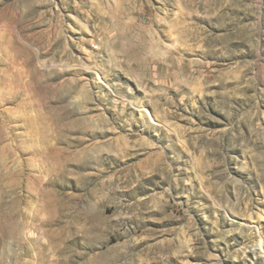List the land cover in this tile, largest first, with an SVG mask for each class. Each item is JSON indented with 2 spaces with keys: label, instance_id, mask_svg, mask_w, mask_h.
<instances>
[{
  "label": "rangeland",
  "instance_id": "374dc122",
  "mask_svg": "<svg viewBox=\"0 0 264 264\" xmlns=\"http://www.w3.org/2000/svg\"><path fill=\"white\" fill-rule=\"evenodd\" d=\"M259 244L264 0H0V264Z\"/></svg>",
  "mask_w": 264,
  "mask_h": 264
},
{
  "label": "bare ground",
  "instance_id": "6f19581e",
  "mask_svg": "<svg viewBox=\"0 0 264 264\" xmlns=\"http://www.w3.org/2000/svg\"><path fill=\"white\" fill-rule=\"evenodd\" d=\"M95 73H96V72H95ZM98 75H99V74H98ZM96 76H97V75H96ZM144 114H145V116L148 118V120H149L150 122H153L151 116L147 113L146 110L144 111ZM258 249H259V254H264V249H263L262 244H259V245H258Z\"/></svg>",
  "mask_w": 264,
  "mask_h": 264
}]
</instances>
